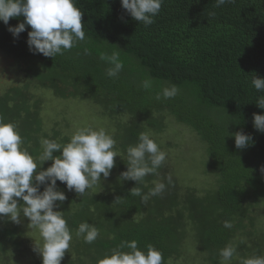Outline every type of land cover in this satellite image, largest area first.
Here are the masks:
<instances>
[{
  "label": "trees",
  "instance_id": "16d2710c",
  "mask_svg": "<svg viewBox=\"0 0 264 264\" xmlns=\"http://www.w3.org/2000/svg\"><path fill=\"white\" fill-rule=\"evenodd\" d=\"M75 6L83 13L86 39L54 58L30 52V26L18 38L8 31L23 16L0 22V53L15 60L22 78L0 90V119L17 126L22 148L37 157L42 138L61 143L71 138L56 124L44 127L39 90L60 99H88L113 128L107 134L116 140L118 157L101 185L79 197L57 181L66 199L54 210L64 213L73 235L61 264H97L121 241L133 240L145 252L153 245L164 264H240L264 256V132L253 126V114L264 115L256 106L264 93L251 85L252 77L264 78V0H234L220 8L215 0H164L150 26L135 21L120 0H75ZM113 52H119L124 67L108 78L109 65L100 57ZM146 78L152 80L147 91L141 88ZM169 84L177 85L179 94L157 101L156 94ZM172 120L201 140L213 183L204 191L184 185L165 152L159 176H147L138 186L147 193L156 181L167 184L168 175L172 184L142 203L131 194L135 182L120 180L127 170L126 149L141 133L161 150L170 148L156 135ZM236 132L251 137L248 146L235 147ZM50 165L46 161L37 171ZM81 222L100 230L93 243L76 237ZM26 223L0 217V264H42L43 239L32 246ZM228 245L236 255L224 262L219 251Z\"/></svg>",
  "mask_w": 264,
  "mask_h": 264
},
{
  "label": "clouds",
  "instance_id": "9594fccd",
  "mask_svg": "<svg viewBox=\"0 0 264 264\" xmlns=\"http://www.w3.org/2000/svg\"><path fill=\"white\" fill-rule=\"evenodd\" d=\"M164 0H120L121 7L138 23L150 26L159 14ZM234 0H215V7L220 8ZM209 15H215L210 13ZM23 16L24 21L8 31L14 38L30 26L27 45L33 54H42L47 58L64 55L79 41L86 39L82 25V11L75 6V0H0V22L8 24L10 18ZM109 67L105 71L108 78H115L124 65L120 61L119 52L111 55H101ZM251 85L257 92L264 93V78L252 77ZM152 87L151 78L141 82L143 90ZM180 89L175 84H169L161 89L154 97L157 101L162 98L176 97ZM256 106L264 109V96H258ZM253 126L258 132H264V115L253 114ZM251 137L236 132L235 147L243 149L248 146ZM23 138L17 126L5 123L0 119V217H7L13 223H20L21 215L27 218L32 229L39 231L43 239L39 254L42 264H61L65 252H68L73 239L64 213L56 211L60 207L57 202L66 199L65 194L58 190L57 181L65 185L67 190L74 191L83 197L86 191L101 185V178L107 179L114 168V158L118 157L115 150L116 140L101 128L94 130L90 127L78 129L67 143L42 138V151L33 157L22 148ZM59 153V155H54ZM166 160L165 151L150 138L149 134L141 133L137 142L126 149V171L120 173L121 181H134L136 186L131 194L140 197L142 203L152 197L160 196L172 177L166 176L167 184L163 181L154 182V187L147 193L142 185L150 175L159 176V169ZM51 165L37 171L44 162ZM264 172V168L261 169ZM35 173V175H34ZM43 191H40V187ZM120 199V198H118ZM23 201L22 204L18 202ZM225 228L232 224L225 221ZM77 238L85 243H93L100 235V230L87 222H81L75 231ZM129 249L123 251L122 249ZM224 262L230 261L236 255V248L228 245L219 251ZM97 264H164L163 254L153 245H147L142 251L138 242L121 241L117 249L110 255L100 259ZM240 264H264V256H253L241 259Z\"/></svg>",
  "mask_w": 264,
  "mask_h": 264
},
{
  "label": "rangeland",
  "instance_id": "374dc122",
  "mask_svg": "<svg viewBox=\"0 0 264 264\" xmlns=\"http://www.w3.org/2000/svg\"><path fill=\"white\" fill-rule=\"evenodd\" d=\"M22 78L17 71V64L14 59L0 53V90L13 85H19ZM42 99V119L44 127L50 128L56 124L60 129L72 136L78 129L90 127L94 130L103 128L107 133L112 126L103 119L95 105L85 98L60 99L45 90L36 91ZM104 122V124H103ZM159 143H167L170 148L165 147L170 164L177 173L178 180L187 186H192L204 191L213 183V176L208 174L206 165L205 149L188 127L178 125L173 120L163 133L156 135ZM182 178V180L180 179ZM213 186V185H212ZM20 221L28 222V219L21 215ZM29 224V223H28ZM27 226L30 234L31 245L38 246L41 243V236L38 230ZM177 264V263H176ZM179 264H197L184 260Z\"/></svg>",
  "mask_w": 264,
  "mask_h": 264
}]
</instances>
